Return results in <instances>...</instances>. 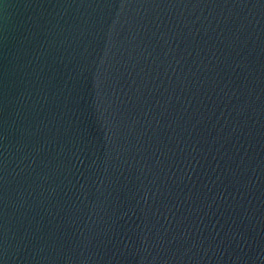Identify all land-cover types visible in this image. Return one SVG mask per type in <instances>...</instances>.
<instances>
[{"label":"water","instance_id":"1","mask_svg":"<svg viewBox=\"0 0 264 264\" xmlns=\"http://www.w3.org/2000/svg\"><path fill=\"white\" fill-rule=\"evenodd\" d=\"M0 264H264V0H0Z\"/></svg>","mask_w":264,"mask_h":264}]
</instances>
